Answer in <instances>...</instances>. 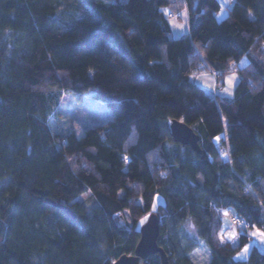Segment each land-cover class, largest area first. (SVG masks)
Wrapping results in <instances>:
<instances>
[{
  "label": "trees",
  "instance_id": "16d2710c",
  "mask_svg": "<svg viewBox=\"0 0 264 264\" xmlns=\"http://www.w3.org/2000/svg\"><path fill=\"white\" fill-rule=\"evenodd\" d=\"M230 1L218 20V0H0V264H111L150 212L170 264H202L201 243L204 264H264L256 245L235 258L250 235L219 238L223 208L264 230V0ZM163 8L185 11L186 34L170 35ZM234 68L232 97L192 80ZM58 89L91 92L112 117L52 133ZM169 118L201 153L172 140Z\"/></svg>",
  "mask_w": 264,
  "mask_h": 264
},
{
  "label": "rangeland",
  "instance_id": "374dc122",
  "mask_svg": "<svg viewBox=\"0 0 264 264\" xmlns=\"http://www.w3.org/2000/svg\"><path fill=\"white\" fill-rule=\"evenodd\" d=\"M218 1L219 9L216 11L215 17L220 20L226 15L228 8L233 5V2L230 0ZM163 12L165 13L170 25V35L172 37H179L188 32L186 13L184 10H181L178 13L179 16L170 14L169 10L166 8H163ZM180 25H182V27H180ZM245 61L246 59L243 57L240 61V65L244 64ZM193 76H196V74ZM221 78L223 83H221V80H219L217 93L221 96L232 97L234 87L239 80L236 69L234 68L231 71L226 72ZM225 89L228 91H225ZM111 117L112 111L107 103L92 96L91 92H84L80 98H76L70 92L63 89H58L56 105L54 106V110L47 120V124L52 133L68 135L69 133L73 132L76 136L80 137L83 135L85 129H87L89 126L102 123ZM87 196L88 193L82 195L79 199L86 198ZM157 201L158 199L153 203V209H155ZM220 213L222 214L221 211ZM147 216L148 214L137 222V227L140 228V226L147 219ZM126 217L128 221L131 222V219L127 213ZM142 220L143 223H141ZM235 231L236 230L233 229L230 222V218L223 217L219 231V238L222 241H229L233 246H236L238 244V235ZM249 231L250 238L240 248V250L236 252V259H246L254 245H256L261 250L264 247V236L260 235V233H264V230L253 226ZM253 233L257 234L253 235ZM245 249L247 250L245 251ZM192 258L195 262L204 264L205 260L207 261L209 258L208 248L203 243H201L193 251Z\"/></svg>",
  "mask_w": 264,
  "mask_h": 264
},
{
  "label": "water",
  "instance_id": "95a60500",
  "mask_svg": "<svg viewBox=\"0 0 264 264\" xmlns=\"http://www.w3.org/2000/svg\"><path fill=\"white\" fill-rule=\"evenodd\" d=\"M166 129L172 140L180 144H188L191 149L201 153L199 146L200 136L190 126L174 118L166 120ZM45 202L61 209L68 217L75 219L76 214L67 204L45 198ZM160 218L157 213L150 212L145 222L139 228V238L132 254H121L111 264H144L142 259L151 254H158L160 264H170L169 258L163 247L157 243L160 233Z\"/></svg>",
  "mask_w": 264,
  "mask_h": 264
},
{
  "label": "built area",
  "instance_id": "2783aa9c",
  "mask_svg": "<svg viewBox=\"0 0 264 264\" xmlns=\"http://www.w3.org/2000/svg\"><path fill=\"white\" fill-rule=\"evenodd\" d=\"M226 145L221 144L219 146V151L224 152L226 151ZM222 214L220 213L219 217L223 219V217L230 218V222L232 224L233 229H235L236 234L239 236L240 234H246V236H249V224L248 222L243 218L241 214H239L237 211H235L232 208H223L221 210Z\"/></svg>",
  "mask_w": 264,
  "mask_h": 264
},
{
  "label": "crops",
  "instance_id": "0c3cea01",
  "mask_svg": "<svg viewBox=\"0 0 264 264\" xmlns=\"http://www.w3.org/2000/svg\"><path fill=\"white\" fill-rule=\"evenodd\" d=\"M238 65H240V62L238 63ZM192 80L195 83L212 90L213 92L216 91L217 93L218 81L217 77L212 72L205 71L202 73H197L196 76H193Z\"/></svg>",
  "mask_w": 264,
  "mask_h": 264
},
{
  "label": "snow or ice",
  "instance_id": "6c2138e0",
  "mask_svg": "<svg viewBox=\"0 0 264 264\" xmlns=\"http://www.w3.org/2000/svg\"><path fill=\"white\" fill-rule=\"evenodd\" d=\"M180 27H182V25H180ZM225 91H228L227 89H225ZM141 223H143V220L141 221ZM257 233H253V235H256ZM261 236H264V233H260ZM223 239V238H222ZM247 249H245L246 251Z\"/></svg>",
  "mask_w": 264,
  "mask_h": 264
}]
</instances>
